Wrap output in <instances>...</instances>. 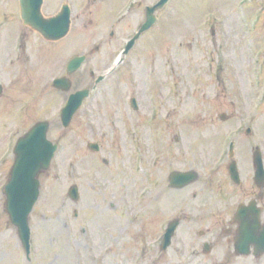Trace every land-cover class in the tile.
<instances>
[{"label": "rangeland", "instance_id": "obj_1", "mask_svg": "<svg viewBox=\"0 0 264 264\" xmlns=\"http://www.w3.org/2000/svg\"><path fill=\"white\" fill-rule=\"evenodd\" d=\"M90 2L85 0L77 8L80 17L75 18L71 31L73 35L80 33L77 37L49 41L26 34L29 39L25 42L33 49L31 69L20 64L21 54H14L15 35L6 24L0 23V52L8 49L2 54L4 69L0 71L5 90L0 97V160L6 158L0 164V264H94L93 258L101 261L104 256L108 259L105 264H113L116 255H120L117 253L129 255L132 243L140 240L145 243L144 234H151L147 239L154 236L146 226L144 187L154 185V193H158L164 174L167 186V175L173 169L196 168L202 175L208 174L222 147L226 129L238 125L242 117V105L234 95L237 88L232 89L231 84H222L214 77L218 65L214 61L211 66V46L217 35L213 37L210 33L213 25L208 27L203 22L204 12L210 8L221 10L224 0H180L179 4L175 1L165 21L154 25L136 42L127 56L129 62L114 73L105 70L112 65L125 40L110 36V26L106 23L89 22L93 16L90 9L97 10ZM4 6L5 0H0V10ZM225 11L232 18L231 9ZM96 44L101 46L99 51L95 50ZM82 53L89 57L70 76L71 91L92 85L100 74H105L107 79L99 83L88 106L84 104L70 125L64 127L60 109L69 92L54 88L52 80L66 74L69 59ZM237 59H241L240 54ZM11 60L13 65L6 66ZM240 73L247 89L248 78ZM131 87L142 97L148 110L150 97H157L158 103L166 101V109L151 123L144 120L143 128L139 125L141 130L131 125V109L126 103ZM233 99L240 110L234 106ZM172 107L178 110L171 111ZM89 108L94 110L90 119L86 115ZM222 113L232 118L223 120ZM180 114H183L180 125L186 130L182 132L186 153L180 149L184 142L179 146L174 139L176 130L180 129L176 126ZM40 119L53 121L48 135L60 146L50 169L41 174V195L30 215L31 258L28 259L5 210L2 188L13 163L11 150L15 141ZM160 129H164L162 138L158 137ZM200 132L203 139L198 137L193 143ZM134 134L139 144L150 147L141 151L136 141L132 142ZM94 140L101 144L100 152H93L87 146ZM206 153L213 154L209 157ZM73 184L79 186V200L68 194ZM199 187L200 183L196 189ZM166 190L168 202L180 206L174 212L168 211L167 217L173 214L181 217L179 214L185 208L184 190L168 187ZM129 199L133 211L127 216L123 206ZM205 225L198 224L195 228ZM184 234L182 225L175 241L182 242Z\"/></svg>", "mask_w": 264, "mask_h": 264}, {"label": "flooded vegetation", "instance_id": "obj_2", "mask_svg": "<svg viewBox=\"0 0 264 264\" xmlns=\"http://www.w3.org/2000/svg\"><path fill=\"white\" fill-rule=\"evenodd\" d=\"M36 1L5 0L4 10H0V19L8 26V30H13L15 39L20 42V51H28V47L22 43V39H29L26 34L38 35L34 28L24 23L25 3ZM88 1L97 8L96 11L90 9L89 14L93 16L89 22L92 25L106 23L110 26L109 35L118 39L129 38L144 21L146 7L157 2ZM84 2L43 0L42 10L44 15L51 16L59 11L58 7L67 6L73 28L75 18L80 17L77 8ZM226 3H231L229 9L232 18L228 13L226 31L217 28L211 30L213 37L218 36L212 40L211 66L215 61L221 67L218 82L222 84L238 83L246 88L242 74H231L230 68L241 71L248 78L245 96L248 98L246 108L250 111L241 110L243 113L238 125L226 129L222 148L208 169V174L201 173L196 181L183 187L172 186L168 175L166 186L164 174L159 183V192L150 190L145 198L146 226L150 227L154 236L147 239L151 234H144L145 243H132L131 253L127 256L117 253L120 255H116L113 264H136L138 261L142 264H264V0H226ZM237 3L241 4V10H237ZM27 9L28 14L33 12ZM164 14L165 10H162L158 17H164ZM221 34H225L224 40ZM236 42L237 47L234 49ZM239 54L240 60L237 59ZM231 55L234 57L231 58ZM230 59L237 63L232 64ZM236 76L239 80L235 79ZM232 101L234 103V99ZM234 106L239 110L241 108L236 103ZM227 118L231 119L232 115H226ZM231 144L233 149L230 148ZM199 183L200 187L196 189ZM166 187L184 190L185 208L179 214L181 217L172 215L173 219H179V228L182 225L185 227L184 239L179 243L174 239L178 229L170 243L162 242L172 220L167 217L168 211L174 212L180 207L168 202L170 197L167 198ZM128 204L127 210L131 208L133 211L130 199ZM198 224L206 225L195 228ZM152 240L157 243H149ZM92 262L105 264L108 259L104 256L97 262V258H93Z\"/></svg>", "mask_w": 264, "mask_h": 264}, {"label": "water", "instance_id": "obj_3", "mask_svg": "<svg viewBox=\"0 0 264 264\" xmlns=\"http://www.w3.org/2000/svg\"><path fill=\"white\" fill-rule=\"evenodd\" d=\"M167 0H161L158 6H162ZM156 7H151L153 10ZM38 9L40 6L38 5ZM155 18L150 15L143 25L141 31L153 24ZM39 28L45 36L49 38H59L66 34L69 28V19H66V13L61 12L55 17L39 20L33 23ZM137 34L127 45V50L133 45ZM84 56L74 57L68 66V72H74L83 62ZM55 86L64 90H69L71 81L67 77H61L54 81ZM0 85V92H1ZM88 90L77 91L70 95L67 105L63 109L62 119L64 125H68L75 111L79 108L83 98L87 95ZM50 123L48 121L37 122L24 136L19 138L14 149L15 161L10 171V178L5 187L6 192V210L10 216L11 222L17 227L19 237L22 241L27 254L30 247V224L29 215L34 203L40 195L39 174L47 170L50 166L51 157L56 148L47 138V131ZM196 176L195 173L174 172L172 180H191ZM72 197L77 198V188L70 189ZM175 225H172L171 230Z\"/></svg>", "mask_w": 264, "mask_h": 264}, {"label": "bare ground", "instance_id": "obj_4", "mask_svg": "<svg viewBox=\"0 0 264 264\" xmlns=\"http://www.w3.org/2000/svg\"><path fill=\"white\" fill-rule=\"evenodd\" d=\"M34 61L31 62V64L33 63Z\"/></svg>", "mask_w": 264, "mask_h": 264}]
</instances>
